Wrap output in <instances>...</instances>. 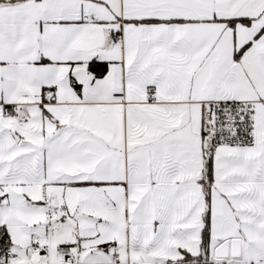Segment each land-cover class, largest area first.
<instances>
[{
    "label": "snow or ice",
    "instance_id": "obj_1",
    "mask_svg": "<svg viewBox=\"0 0 264 264\" xmlns=\"http://www.w3.org/2000/svg\"><path fill=\"white\" fill-rule=\"evenodd\" d=\"M0 264H264V0H0Z\"/></svg>",
    "mask_w": 264,
    "mask_h": 264
}]
</instances>
